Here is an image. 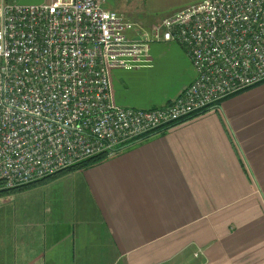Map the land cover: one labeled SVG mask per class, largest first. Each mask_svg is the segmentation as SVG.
I'll return each instance as SVG.
<instances>
[{
	"label": "crops",
	"instance_id": "crops-1",
	"mask_svg": "<svg viewBox=\"0 0 264 264\" xmlns=\"http://www.w3.org/2000/svg\"><path fill=\"white\" fill-rule=\"evenodd\" d=\"M144 1L156 18L202 0ZM106 8L137 31L160 21L143 30L130 7ZM154 51L147 69L172 60L171 88L155 91L145 67L116 68L117 104L162 107L195 80L181 47ZM131 77L145 93L130 91ZM0 264H264V82L90 167L0 196Z\"/></svg>",
	"mask_w": 264,
	"mask_h": 264
},
{
	"label": "built area",
	"instance_id": "built-area-1",
	"mask_svg": "<svg viewBox=\"0 0 264 264\" xmlns=\"http://www.w3.org/2000/svg\"><path fill=\"white\" fill-rule=\"evenodd\" d=\"M104 0L0 2V182L24 185L184 122L264 82V0H202L148 31ZM178 43L196 78L157 108L116 103V68Z\"/></svg>",
	"mask_w": 264,
	"mask_h": 264
},
{
	"label": "rangeland",
	"instance_id": "rangeland-1",
	"mask_svg": "<svg viewBox=\"0 0 264 264\" xmlns=\"http://www.w3.org/2000/svg\"><path fill=\"white\" fill-rule=\"evenodd\" d=\"M6 1V2H12L15 4L20 5H34V4H43L50 0H0V2ZM105 6L110 7L113 9H116L118 11H121L123 6L130 7V13L132 14V21L141 29L146 30L150 29L155 23H157L159 20L163 18V15L161 14L156 18L149 17L145 15L144 8H145V1L144 0H105ZM128 11V10H126ZM167 42H157L153 43L151 45V54H152V60L153 65L156 66L158 62H156V56H155V47L158 46L160 48L164 47ZM172 44H176L177 46L181 47L184 51L185 49L178 43L171 42ZM162 46V47H161ZM144 68V67H141ZM148 67H145L143 70L147 72H151L150 76H147L146 74L142 76V78H148L151 79L155 86L154 90L159 92L161 91H167L171 88V86L164 84L165 81H168L169 78L172 80H175V78L171 77L172 75H175L176 70L174 67V63L172 60L169 61H163V64L159 68L153 69H147ZM152 70V71H151ZM113 72V71H112ZM115 72V70H114ZM147 76V77H146ZM139 77H131L128 79V82L133 83L129 88L131 92H137V93H145L146 90L144 88H140V85H143L140 83L141 79ZM142 82V81H141ZM149 87V86H147ZM160 88V89H159Z\"/></svg>",
	"mask_w": 264,
	"mask_h": 264
},
{
	"label": "trees",
	"instance_id": "trees-1",
	"mask_svg": "<svg viewBox=\"0 0 264 264\" xmlns=\"http://www.w3.org/2000/svg\"><path fill=\"white\" fill-rule=\"evenodd\" d=\"M101 159H103V157L93 158V159H90V160L85 161L83 163H80L79 165H76V166L61 170V171H59V172H57V173H55L53 175L46 176V177H44L42 179L27 183V184H24V185H20V186L6 187L4 185V182H0V196L22 192V191L28 190L30 188H33L35 186L42 185V184L47 183L49 181H52V180H54V179H56L58 177H61L63 175H66V174H69L71 172H74V171H76L78 169L90 167L91 165L97 163Z\"/></svg>",
	"mask_w": 264,
	"mask_h": 264
}]
</instances>
